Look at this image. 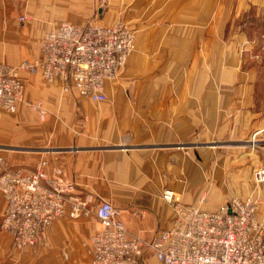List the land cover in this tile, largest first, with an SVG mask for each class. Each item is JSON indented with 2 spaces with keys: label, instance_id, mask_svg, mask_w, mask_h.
Returning a JSON list of instances; mask_svg holds the SVG:
<instances>
[{
  "label": "crops",
  "instance_id": "1",
  "mask_svg": "<svg viewBox=\"0 0 264 264\" xmlns=\"http://www.w3.org/2000/svg\"><path fill=\"white\" fill-rule=\"evenodd\" d=\"M119 19L134 30L135 49L105 82V99L64 93L59 82L44 85L48 113L38 139L28 133V140H0L9 166L34 169L46 161L48 177L59 170L92 204L106 200L122 208L128 233L145 239L167 229L174 216L164 190L207 211L234 196L258 195L250 173L264 146L252 150L246 143L252 135L264 142V59L252 58L264 46L253 42L264 37L258 25L264 0H0V36L28 42L63 21L109 26ZM39 52L37 45L31 55ZM25 55L1 62L16 65ZM21 77L26 97L35 79ZM20 117L0 131L26 132ZM263 195L257 218L264 226ZM4 208L0 194V220ZM100 228L94 215L65 217L50 233L71 236L79 246ZM32 250L18 252L10 237L0 238V264H31ZM139 263L162 264L147 251Z\"/></svg>",
  "mask_w": 264,
  "mask_h": 264
},
{
  "label": "built area",
  "instance_id": "2",
  "mask_svg": "<svg viewBox=\"0 0 264 264\" xmlns=\"http://www.w3.org/2000/svg\"><path fill=\"white\" fill-rule=\"evenodd\" d=\"M134 49L135 32L123 20L109 26L63 21L44 33L34 59L17 65L0 62V110L15 113L23 101V72L59 82L64 93L103 101L105 82L117 77ZM28 105L41 121L46 119L42 100ZM4 148L0 145V151ZM46 165L42 160L34 169H12L0 154V194L5 200L0 228L17 250L43 247L56 219L94 215L101 228L89 238L90 264H140L145 251L162 264H264V226L257 218L259 198L254 194L231 197L207 211L183 204L164 190L162 197L172 205L174 216L167 229L145 239L128 233L122 208L106 200L92 204L88 196L74 192V182L59 170L48 177ZM253 176L264 185V165Z\"/></svg>",
  "mask_w": 264,
  "mask_h": 264
},
{
  "label": "rangeland",
  "instance_id": "3",
  "mask_svg": "<svg viewBox=\"0 0 264 264\" xmlns=\"http://www.w3.org/2000/svg\"><path fill=\"white\" fill-rule=\"evenodd\" d=\"M234 13L235 12L233 8L231 7L226 8V16L230 17L229 19L230 21L232 20L231 18L233 17ZM119 20H122V19H119ZM18 22L19 23H16L15 26H16L17 31H20L23 24H22V21H20V19ZM244 25L247 26V24H245L244 22L239 23V26H241L242 28L244 27ZM258 25H259L260 31H263L264 22H261ZM258 39L264 42V37L262 34H258V38L253 39V42H256ZM41 41H42V38L39 40V42H36V40H32V39H30V41L28 42L27 40L23 38H19V36L18 38L17 37L9 38V37L0 36V62L3 60L4 56L9 57V56H12L13 54H18V53H22L26 55L21 57V59L17 63H19L20 61L24 59H28V60L34 59L35 57L32 56L31 54L36 50L37 45L40 47ZM260 52H257V53L253 52L255 54L252 56V58L257 60L258 62H263L264 46H261ZM23 74H25L26 76L30 78L35 79L33 82V85L35 86L30 88L28 95L26 92V97L24 94V99L22 102L19 103L18 109L15 113H7L3 110H0V124L1 125L5 124L6 127H8L10 123L16 124L17 120L15 118L20 113L21 117L19 121H21L24 124L27 131L25 132L24 130H18V131L10 132L8 131V129L0 131V140H4L6 141V143H10L8 141L12 140V138H20L22 140H28V135H27L28 133H32L33 135L32 140L38 139L39 132L44 124V121L46 120L45 119L44 121H41L36 115V113L30 108L28 103L33 102L35 100H42L41 94H42L43 87L44 85H48L49 83L44 81L39 75H33V74L26 73V72H23ZM36 85L38 87H36ZM251 141H254V143H251ZM262 143L264 142L260 140V136L255 137V135H252L248 139V142L246 143V145L252 150H257L264 146ZM0 145L7 146V144H0ZM1 152L3 153L4 151L1 150L0 154ZM262 165H264V154L261 158L259 165L256 168H254L250 173L253 186L255 188V192L258 194L256 196H258V198H260V194H264V185H258L254 180L253 174L255 170L259 169ZM259 203H260V199H259ZM59 219H63V218H59ZM59 219H56V220H59ZM56 220H54L52 224L50 225V227L48 228L45 245L43 247H35V248L28 249V250L33 249L30 253L32 257L31 264H90V260H91L90 259L91 252H90V244H89L90 237L86 241L85 240L81 241L79 243V246H74L72 245L73 241L69 239V238H72L71 236H69L68 238H62L61 236H58L57 232L55 231H52V233H50V229ZM0 233L2 234L0 238H9V235L6 232H4L1 228H0ZM28 250H25V251H28ZM17 251L21 253L25 252V251H20V250H17Z\"/></svg>",
  "mask_w": 264,
  "mask_h": 264
}]
</instances>
